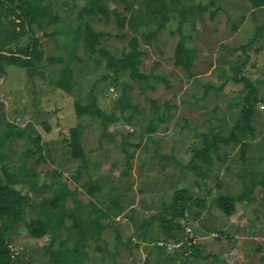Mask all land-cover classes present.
<instances>
[{
    "label": "rangeland",
    "instance_id": "374dc122",
    "mask_svg": "<svg viewBox=\"0 0 264 264\" xmlns=\"http://www.w3.org/2000/svg\"><path fill=\"white\" fill-rule=\"evenodd\" d=\"M62 1H55L57 9L72 28H77L80 6L68 8ZM133 1L136 0L109 2L112 9L128 16L124 28L117 25L115 13L111 14L109 22L88 17L93 28L103 36L85 31L72 55L60 46L73 36L70 29L65 33L58 31L52 37L36 29L44 53L34 76L20 60H11L7 73L0 75V112L4 114V120L0 116V128L6 121L22 126L32 122L46 142V161L32 163L48 183L53 176L47 172L61 173L51 190L46 188L39 195L32 193L31 203L59 196L66 192V186L74 192L68 199L72 209L76 207L75 199L84 202L88 206L86 210L92 211L91 200L101 208L98 213L91 212L94 220L72 250L63 249L58 242L48 245L51 243L49 235L38 240L32 238L26 223H20L12 234V247L5 258L10 264L22 256L30 260L29 264H180V258L173 261L170 257L182 242L151 241L144 236L147 229L148 235H157L159 220L152 217L163 211L164 204L172 202L177 190L186 188L195 200L203 199L206 204L192 205L191 210H185L181 219L185 231L176 233L180 237H193L195 243L201 244L200 256L211 254L189 264H264V182L260 181V176L254 179L252 175L264 170V101L257 105L253 122L255 136L248 139L245 164L239 145H222L217 150L215 143L203 136L210 132V122H217L216 114L224 120L225 128H230L236 120L238 104L242 102V82L231 79L221 91L215 89L224 80L218 66L223 67L225 76L231 77L232 68L246 62L240 75L253 82L260 98L264 99V34L244 52V46L264 23V7L254 8L250 0H215L214 5V0H195L209 5V9L196 30L191 31L189 24L182 30L187 34V45L193 49V75L189 76L174 63L179 39L178 18H173L157 37L147 39L144 33L154 31L159 22L143 16L132 25V11L126 10V5ZM215 10L213 15L211 12ZM3 25L0 12V27ZM54 28L52 25L48 30ZM133 38L139 40L140 49L144 51L141 71L152 72V78L145 84L123 72L115 86L114 72L107 68L106 58L100 56L97 61L95 53L104 48L120 57L124 50L130 49ZM62 58H69V63L60 61ZM68 64L75 79L72 94L57 85L63 80ZM159 76H165L166 81ZM208 83L213 87L205 94L204 85ZM124 90L132 96L136 107L122 115L116 100ZM91 94L97 97L102 109L117 114V121L106 130L101 119L76 112V103H89ZM154 112L165 120L158 124L156 132L147 133ZM77 126L83 130L82 144L88 153L85 161L73 159L68 144L71 129ZM139 142L141 146L134 147L133 144ZM126 143L127 148L136 153L124 176ZM160 155H173L177 161ZM192 158L208 172L204 178L187 167ZM246 168L248 174L242 177ZM91 179L102 186L105 203L97 199V194L89 193ZM220 181L222 187L218 185ZM110 191L123 193L124 211L116 218H110L102 210L110 201L111 197L106 195ZM220 193L231 194L232 215H227L214 203ZM28 212L27 220L35 214L31 208ZM196 212H199L197 217ZM146 221H151L148 228Z\"/></svg>",
    "mask_w": 264,
    "mask_h": 264
},
{
    "label": "trees",
    "instance_id": "16d2710c",
    "mask_svg": "<svg viewBox=\"0 0 264 264\" xmlns=\"http://www.w3.org/2000/svg\"><path fill=\"white\" fill-rule=\"evenodd\" d=\"M56 0H0V12L3 14L4 25L0 27V75L7 73L6 67L11 60H20L25 63L31 76L36 73L37 63L44 53L43 44L40 37L36 35V29H39L45 36H54L58 31L65 33L66 29L73 32V36L68 41L61 42L60 46L66 50L68 55L74 53L76 44L81 41L82 35L85 31L96 33L99 36L103 34L97 32L91 25V19H104L109 22L111 14L115 13L116 23L120 28H124L129 18L127 15L117 12L116 9L110 7L111 0H63L62 5L72 8L80 6L79 16L77 17V28H72L67 19L57 9ZM71 1V2H70ZM125 1V0H124ZM254 8H263L264 0H250ZM71 3V4H70ZM215 4V0L212 2ZM138 6L137 8H135ZM209 9V5L196 3L195 0H136L133 3L126 5V10L132 11L130 21L133 23L138 17L149 16L152 21L159 22L154 31L144 33L145 38L151 39L153 36H158L159 33L166 29L173 18H178L177 32L179 39L175 47L174 63L176 66L183 68L189 76L193 75L192 68L194 64L193 49L186 43L187 34L182 30L185 25L189 24L191 31L198 28L199 21L202 19L204 13ZM215 11L211 13L214 15ZM55 26L53 31L48 28ZM172 30L174 34L175 31ZM264 34V23L258 27L256 34L251 42L244 46V52L251 48L253 44ZM123 36L125 34H122ZM97 61L99 57L106 58V66L114 72V85H118V78L123 72H127L131 79L140 80L148 84L152 78L151 74L141 71L143 64L144 51L140 49L139 40L133 38L130 42V49L124 50L123 55L115 57L109 50L101 48L95 53ZM71 58V56H70ZM69 58H62L60 61L69 63ZM246 62L235 65L232 69L234 75L231 77L225 76V70L222 66L217 69L222 71L221 77H224L222 84L215 89L221 91L225 85L232 79L235 82L243 83L242 102L237 112V117L233 125L226 129L224 120L217 114L215 118L217 122L221 120L220 124L211 123L210 132L203 134L215 143V148L220 149L222 145H239L241 148V158L244 162L248 160L247 148L249 147L248 139L255 136V126L253 124L256 116L257 105L263 102L260 98L257 87L247 77L241 76L240 73ZM67 66V67H66ZM64 68L63 80L57 82L59 88L68 94H72L74 88V75L72 67L68 64ZM166 81L165 76H159ZM197 81H200L198 78ZM205 94L208 93L211 84H205ZM117 108L120 113L124 115L129 110L136 106L132 102V96L124 90L123 93L116 100ZM235 105V104H232ZM76 112L81 116L86 115L92 119H101L105 126V130L109 124L115 123L118 119L115 112H107L102 109L98 103V99L94 94H91L89 103L81 105L76 103ZM147 126V133L157 131L159 123L165 120V117L155 113ZM0 116L4 114L0 112ZM130 120V118H129ZM157 121V122H156ZM6 125L0 128V264H10L5 256L12 247V234L16 231V227L25 222L30 236L34 239H42L49 235L50 244L55 245L57 242L63 249H74L75 242L77 243L80 236L87 230L90 223L93 222L92 211L98 213L101 208L97 207V202L91 200V210H86L88 207L81 200H74L76 207L72 209L68 206V199L74 192H70L65 186L66 192L53 196L50 200H41L36 204L31 203V194L39 195L48 188L51 190L52 186L56 184V179L60 178L61 173L57 170L47 172L52 174L53 179L48 183L40 177L38 170L32 162H45V148L41 134L33 127L32 122L22 126L17 122L6 121ZM216 127H219L218 130ZM197 128V127H196ZM82 128L80 126L71 129L70 140L68 142L71 148V155L73 159L85 161L87 159V151L82 144ZM196 132L198 130L196 129ZM20 140H23L20 142ZM127 143L124 144V152L126 154L125 169L123 175L126 176L131 166V161L135 157L136 150H129ZM134 147L139 148L141 142L133 144ZM19 146V147H16ZM22 148V149H21ZM148 145L144 146L147 149ZM192 149V148H191ZM196 149V148H193ZM157 147L156 153H158ZM167 160H175L173 155H160ZM196 159L192 158L191 163L187 165L194 173L204 178L208 174L201 166L196 165ZM246 167V166H245ZM230 169V167H228ZM248 174L247 168L244 170L242 177ZM253 178L260 176V181L264 182V170L252 173ZM255 180H253L252 183ZM196 183L200 184L199 180ZM89 193L94 196L97 194V199L102 201V186L95 179L89 182ZM201 185V184H200ZM223 186L221 181L218 183ZM33 195V194H32ZM110 196L109 203L102 208L110 218L118 217L124 211V205L121 202L123 193L115 194L114 191L106 194ZM36 197V196H35ZM101 197V198H100ZM100 198V199H99ZM230 193H220L214 199V203L218 205L227 215H232V203ZM105 203V200L102 201ZM205 200H195L186 188L179 189L175 192L172 202L168 205L164 204V209L158 215L153 216V219L159 220V232L156 236L148 235L147 229L146 239L156 241L164 239L174 243L182 242L178 247L171 260L180 258V264H189L192 260L203 257L207 258L211 254L201 255L202 245L194 242L193 237L178 236L177 231H185L181 219L185 216V210H191L192 205L200 207L205 205ZM31 208L35 214L29 220L28 209ZM102 211V212H103ZM193 211V210H192ZM191 211V212H192ZM199 215L196 212L195 217ZM149 220V219H147ZM146 227H150L151 221H146ZM100 237V233L98 235ZM185 237V238H184ZM217 257V256H216ZM182 258V259H181ZM28 259L24 256L17 258L11 264H29Z\"/></svg>",
    "mask_w": 264,
    "mask_h": 264
}]
</instances>
